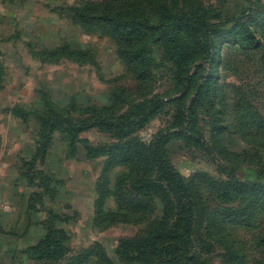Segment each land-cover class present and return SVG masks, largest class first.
<instances>
[{
    "label": "rangeland",
    "instance_id": "374dc122",
    "mask_svg": "<svg viewBox=\"0 0 264 264\" xmlns=\"http://www.w3.org/2000/svg\"><path fill=\"white\" fill-rule=\"evenodd\" d=\"M142 108L135 125L44 124ZM157 140L193 197L197 264H264V0H0V264H48L35 247L54 220L67 260L159 264L137 247L177 232L183 204Z\"/></svg>",
    "mask_w": 264,
    "mask_h": 264
},
{
    "label": "trees",
    "instance_id": "16d2710c",
    "mask_svg": "<svg viewBox=\"0 0 264 264\" xmlns=\"http://www.w3.org/2000/svg\"><path fill=\"white\" fill-rule=\"evenodd\" d=\"M109 5L98 7L102 12L97 13V17L100 19H106L109 20L113 17L114 13L111 12V10L108 9ZM229 21V20H227ZM252 34V33H251ZM253 35V34H252ZM254 39L256 37L252 36ZM210 38V36L207 34V40ZM208 45V53L210 54V45ZM15 115L20 113V110H13ZM148 109L142 108L140 114L136 118H127L123 120H111L103 116L94 117L93 119H90L88 121H84L81 123L75 122L72 118L65 116L61 113H56L55 116L46 118L44 120V124H47V128H51L53 123L56 121H68L70 122L71 126L74 129L82 130L91 128L93 126H100L107 128H114V127H122L123 124H129V125H135L139 123L140 120L144 119L145 116H141L143 113L144 115L147 114ZM140 119V120H139ZM161 140H157L156 146L152 149V156L154 159V162L156 163L158 167V176L160 179L168 182L178 193L179 197L182 200L183 208L180 215L179 225L177 228V232L174 234H166V237L161 238L159 244L154 247H149L148 249L142 250L141 248L137 247L141 251V254L144 252H152L159 256V264H171L175 260L177 263H183V264H197L198 259L195 258L196 254L194 253L191 256L192 251V240H191V230L193 225V212H194V204H193V197L192 194L189 191L188 185L180 173V171L177 170V168L170 162V160L164 155L162 149L160 148ZM49 143V135L46 134L44 136V140L40 141V145L36 149L35 154L32 155L30 163L24 164L25 174L28 176V181L32 185H35V173L31 172V176L29 177V169L34 170L36 168L37 161L45 155L47 151V145ZM30 167L28 168L27 165ZM257 180V179H256ZM235 184H238L239 187L245 188L248 185L254 186L256 182H252L250 184L246 182L238 181L237 179L234 180ZM45 185V184H44ZM40 186V185H38ZM46 186V185H45ZM256 187V186H254ZM46 186V191H47ZM259 193V192H258ZM256 193V199H258V203L262 202L264 199V196H259ZM43 191H34L30 197H29V206L30 204L36 199L43 195ZM264 203V202H263ZM31 208V206H30ZM57 215H52L51 218H55ZM55 221V220H54ZM53 221V222H54ZM51 223V228L49 227L48 233L44 236L41 243L35 247V254H37L38 259L43 260L47 262L48 264H92L94 262H97L95 259V255L99 260V257L97 255V252L95 251H84L80 252L74 256H70L69 260L65 257L67 248V236L65 234L64 230H55V225ZM58 236V238L56 237ZM63 240H62V239ZM132 243H123L120 245L122 248L132 247ZM179 253V254H178ZM175 255V258H173ZM181 258L178 260V258ZM187 259V260H186ZM107 262L108 259H107ZM102 263V261H101ZM100 263V264H101Z\"/></svg>",
    "mask_w": 264,
    "mask_h": 264
}]
</instances>
